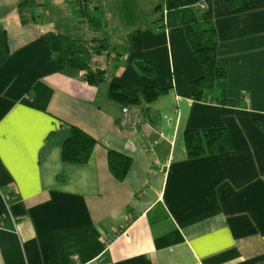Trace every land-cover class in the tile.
I'll return each mask as SVG.
<instances>
[{"label":"crops","instance_id":"1","mask_svg":"<svg viewBox=\"0 0 264 264\" xmlns=\"http://www.w3.org/2000/svg\"><path fill=\"white\" fill-rule=\"evenodd\" d=\"M160 1L0 0V264H264V0ZM199 19L217 25L227 69L203 99ZM49 32L87 67L62 63ZM112 82L168 89L131 127ZM72 125L97 140L86 162L64 159ZM215 125L235 148L191 158L186 129ZM111 149L133 158L123 178Z\"/></svg>","mask_w":264,"mask_h":264},{"label":"trees","instance_id":"2","mask_svg":"<svg viewBox=\"0 0 264 264\" xmlns=\"http://www.w3.org/2000/svg\"><path fill=\"white\" fill-rule=\"evenodd\" d=\"M236 4L239 0H230ZM174 8L178 6V0H161L156 9H165L166 6ZM163 11V10H162ZM188 36L199 57L205 65L204 73L190 81V89L194 98L203 99L208 90L216 89L217 81L227 76V69L219 64V38L217 25L212 19H199L187 24ZM47 38L52 52L64 64L86 68L84 60L74 56L73 49L67 44L62 35L49 32ZM9 37L6 30L0 29V44H8ZM137 70L146 75L153 76L156 73L152 62L144 59L135 60ZM85 77L93 84H99L104 77L99 73L87 69ZM168 88L156 85H148L143 89H137L124 84L112 82L109 87L111 99L125 106L138 107L142 115L149 112L148 102L158 98ZM218 99L225 103H235L225 90L218 92ZM263 124L262 120H258ZM71 135L66 139L63 146L64 159L71 162H86L94 151L97 143L96 138L89 132L77 125L71 126ZM186 146L189 156L195 158L213 153L228 152L235 148L230 128L225 125H215L207 128L190 127L185 132ZM133 162L130 155L110 150V164L114 173L123 178L126 176Z\"/></svg>","mask_w":264,"mask_h":264},{"label":"built area","instance_id":"3","mask_svg":"<svg viewBox=\"0 0 264 264\" xmlns=\"http://www.w3.org/2000/svg\"><path fill=\"white\" fill-rule=\"evenodd\" d=\"M142 113L138 107L126 106L123 109L122 119L124 123H130L131 127H138L142 121Z\"/></svg>","mask_w":264,"mask_h":264},{"label":"rangeland","instance_id":"4","mask_svg":"<svg viewBox=\"0 0 264 264\" xmlns=\"http://www.w3.org/2000/svg\"><path fill=\"white\" fill-rule=\"evenodd\" d=\"M125 107H126V106H125ZM125 107H124V108H125ZM131 107H132V106H131ZM122 113H123V112H122ZM141 113H142V112H141ZM123 122H124V121H123ZM125 124H126V123H125ZM129 126H130V123H129Z\"/></svg>","mask_w":264,"mask_h":264},{"label":"bare ground","instance_id":"5","mask_svg":"<svg viewBox=\"0 0 264 264\" xmlns=\"http://www.w3.org/2000/svg\"><path fill=\"white\" fill-rule=\"evenodd\" d=\"M142 117H143V115H142ZM142 121H143V118H142ZM142 121H141V122H142Z\"/></svg>","mask_w":264,"mask_h":264}]
</instances>
